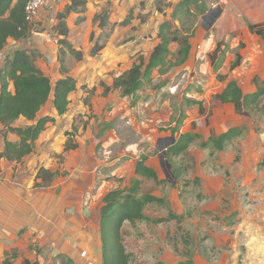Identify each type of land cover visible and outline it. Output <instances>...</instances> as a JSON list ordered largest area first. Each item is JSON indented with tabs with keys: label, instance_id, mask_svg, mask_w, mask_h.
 Listing matches in <instances>:
<instances>
[{
	"label": "rangeland",
	"instance_id": "obj_1",
	"mask_svg": "<svg viewBox=\"0 0 264 264\" xmlns=\"http://www.w3.org/2000/svg\"><path fill=\"white\" fill-rule=\"evenodd\" d=\"M180 1L93 0L85 22L76 15L68 17L70 39L85 57L68 55L65 67L86 88L93 86L84 91L86 100L97 106L96 123L101 116L105 119L99 131L119 138L116 150L136 142L162 178L170 179V168L161 162L159 147L168 144L169 128L177 121L176 137L195 131L207 139L232 127L245 128L223 151L211 154L196 140L172 162L165 156L172 171L179 167L182 175L175 184L146 181L142 191L164 197L165 202L148 204L144 211L152 219L167 217L170 211L184 219L125 222L122 237L128 264H264V96L241 111L216 99L231 80L244 93L264 85V42L248 29L250 23L264 21V0H190L174 14ZM101 20L106 27L99 26ZM166 21L172 23V31L189 36L188 59L182 60L173 42L171 53L134 95L124 97L118 89L97 93L98 86H112L140 57L148 61ZM92 32L102 40L110 34L95 58L89 54ZM237 52L241 64L231 69ZM57 68L61 72L59 62ZM51 78L55 82L57 74ZM102 108L103 115L98 110ZM195 177L201 179V189L185 183Z\"/></svg>",
	"mask_w": 264,
	"mask_h": 264
},
{
	"label": "crops",
	"instance_id": "obj_2",
	"mask_svg": "<svg viewBox=\"0 0 264 264\" xmlns=\"http://www.w3.org/2000/svg\"><path fill=\"white\" fill-rule=\"evenodd\" d=\"M47 1L30 37L22 40L10 38L2 51L8 55L16 49L34 52L38 67L50 78L51 74H57L58 80L62 77L57 68L59 47L39 32L50 26L54 28L58 14L71 1ZM91 2L93 0H87L86 9L90 8ZM85 12H72L68 17H84L82 22H85ZM68 17L66 22L70 29ZM117 23L113 21L112 25L117 27ZM68 39L71 41L70 32ZM3 64L0 62V73ZM90 87L93 86L89 84L86 88L78 81V90L70 94L69 110L63 115H58L52 100L41 109L40 116L50 115L57 120L49 123L41 133L32 154L20 162L0 158V264L7 253L12 252L17 254L13 264H23L25 259L38 264H63L64 261L69 264H103V198L109 191L130 184L136 177L137 161L144 152L136 142L116 150L115 143L119 138L108 137L99 131L98 125L105 119L101 116L96 123L97 106L86 100L88 94L84 91ZM10 90L14 91L12 83ZM103 91L97 87V93ZM98 110L100 114L105 113L103 108ZM16 123L25 125L30 122L21 117ZM67 132H71L70 138L78 146L65 152ZM7 139L16 142L19 137L10 132ZM4 148L5 124L0 122V152ZM147 163L155 168L151 157ZM41 167L57 173L48 183L37 186V182H42L37 178ZM84 251L86 254L82 255Z\"/></svg>",
	"mask_w": 264,
	"mask_h": 264
},
{
	"label": "trees",
	"instance_id": "obj_3",
	"mask_svg": "<svg viewBox=\"0 0 264 264\" xmlns=\"http://www.w3.org/2000/svg\"><path fill=\"white\" fill-rule=\"evenodd\" d=\"M70 1L71 3L66 9L58 14V23L54 26L60 37L58 62L62 77L52 82L51 78L38 67L36 63L37 55L28 49H16L3 64L0 73V122L5 124V148L0 152V158L4 157L9 161L20 162L32 154L41 133L49 123H55L57 120L50 115L40 116L41 109L49 100H52L58 115L65 114L69 110L70 94L78 90V80L65 67V61L68 55L76 57L77 60L83 59V51L75 47L68 39L70 29L66 18L72 12H85L87 0ZM189 2L190 0H181L175 7L174 14ZM26 4L27 0H0V52L5 48L10 38L22 40L29 38L32 34L33 27L26 20ZM96 18L99 19V16H96ZM82 20H84V17L80 18V21ZM121 24L123 25L125 22ZM106 25L105 21H100V27L103 28ZM171 27L172 23L170 21L162 23L158 31L159 41L153 48L148 61L146 62L144 57H140L139 62H135L130 69L114 79L112 86L105 87L104 93L107 94L112 89H118L124 97L134 95L142 88L145 79L151 76L152 70L171 53L170 45L173 42L178 43L177 53L183 61H186L192 49L189 36L182 35L178 29L172 31ZM248 29L264 42V21L250 23ZM109 35L102 40L101 35L96 36L94 32L91 33L90 41L93 46L90 55L92 57L97 56L104 49ZM218 50L219 48L211 55L213 62L217 57ZM241 59V54L237 52L236 60L231 64V69L237 68L241 64ZM222 60H219V63L215 64L214 67L218 69ZM11 83L14 86V91L10 90ZM263 96L264 85L259 86L255 92L244 93L239 84L235 80H231L224 91L216 96V99L222 103H232L236 110L241 111L246 106L256 104ZM21 117L27 119L30 123L17 124L16 121ZM179 123L180 121H177L178 125ZM177 124L169 128L173 137H176L179 132ZM244 131V127H232L218 136L211 134L207 139H204L202 134L195 131L181 133L176 137V142L167 149L166 155L168 160L172 162L174 157L187 153L189 147L196 140H200V145L203 148H210L211 154H214L215 151H223L235 137L242 135ZM10 132L16 133L19 140L16 142L8 140L7 133ZM66 135L68 139L65 144V152L78 146L71 140V132H67ZM148 158L149 156L146 154L140 156L135 169L136 177L131 179L129 185L117 187L109 191L103 198L101 208L103 264L129 263V254L122 237V227L125 222L135 224L136 221L150 220L161 223L170 219L182 222L184 219V215L173 211H170L167 217L158 219H152L146 215L144 210L148 204H162L165 202V198L153 193L143 192V184L148 180H154L157 185L170 181L168 178L159 177V173L155 168L147 163ZM56 173L41 167L37 178H41L42 182H37V186H42L51 181ZM173 174L177 181L180 179L182 171L179 167H173ZM185 183L202 188L201 179L198 177L187 180ZM16 257V252L7 253L1 264H13ZM23 264H38V262L25 259ZM180 264H188V262L183 261Z\"/></svg>",
	"mask_w": 264,
	"mask_h": 264
},
{
	"label": "built area",
	"instance_id": "obj_4",
	"mask_svg": "<svg viewBox=\"0 0 264 264\" xmlns=\"http://www.w3.org/2000/svg\"><path fill=\"white\" fill-rule=\"evenodd\" d=\"M47 2H48L47 0H27V4L25 8L26 20L28 21L29 24L32 25L33 28L34 26L38 25L41 10L47 6ZM39 33L44 35V38L47 41L59 46L60 37L58 36L57 32H55L53 26L47 27L42 32ZM8 56H9L8 54L1 51L0 62L4 63ZM85 254H86L85 251L82 252V255Z\"/></svg>",
	"mask_w": 264,
	"mask_h": 264
},
{
	"label": "water",
	"instance_id": "obj_5",
	"mask_svg": "<svg viewBox=\"0 0 264 264\" xmlns=\"http://www.w3.org/2000/svg\"><path fill=\"white\" fill-rule=\"evenodd\" d=\"M168 140H169L168 144H165V145L159 147V150H160L159 158L163 164H167L168 168H170V172L166 171V176L170 177V179H169L170 182L175 184L177 181L174 178L172 166H171L170 162L166 159L165 156L167 154V149L176 142V137L171 136V137H169Z\"/></svg>",
	"mask_w": 264,
	"mask_h": 264
}]
</instances>
